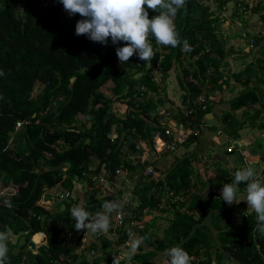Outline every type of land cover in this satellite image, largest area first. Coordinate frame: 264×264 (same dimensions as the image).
<instances>
[{
    "label": "trees",
    "instance_id": "1",
    "mask_svg": "<svg viewBox=\"0 0 264 264\" xmlns=\"http://www.w3.org/2000/svg\"><path fill=\"white\" fill-rule=\"evenodd\" d=\"M203 2L187 0L186 7L178 10L174 18L176 31L182 42L188 41L191 52L185 53L180 47L157 46L153 39L156 56L151 63L134 55L121 64L115 49L124 43L114 45L109 39L102 45L86 35L77 36L75 24L81 17L69 16L59 0H0V70L4 72L0 76V184L16 190L12 196H0V232L11 229L13 237L24 238L20 246L8 241L9 264H109L112 261L107 237H97V242L90 241L84 250L76 252L86 231L73 228L75 221L70 208L83 203L94 215L109 199L97 197L102 187L92 181L93 177H100L107 189L113 190L110 196L120 199L121 182L115 180L116 171L126 173V179L131 177L128 173L138 174L131 190L137 197V206L133 208L136 216H140L144 207L155 210L160 193L191 192L193 169L189 156L173 160L176 163L169 166L164 177L154 181L139 173L142 166L138 156L142 154L137 150L143 147L151 152L153 165L146 160L143 165L151 164L153 168L156 157L168 155L155 153L152 147L153 136L157 132L162 136L168 123L160 124L155 118L161 100L154 102L147 98L148 93L156 95L159 91L154 72L160 80H165L167 72L175 69L180 105L185 112L177 110L172 117L182 128L191 129L176 149L197 142L192 129H198L210 111L208 93L227 85L228 74L222 75L220 69L228 65L224 59L232 50L226 46V36L218 34V14L213 15ZM227 2L219 1L218 9ZM235 4L243 9L241 13L248 12L246 16L257 15L264 30V1L254 5ZM148 12L149 18L158 14L150 9ZM262 42L264 32H258L247 43L249 48L257 47L256 65L261 69L264 68ZM251 66L246 65L243 71L230 77L248 85L253 79ZM261 74L262 78H255L256 83L251 87L229 99L228 110L219 118L220 131L227 137L239 138V131L245 128L263 131L260 110L235 113L260 103L263 91L256 84L264 83V73ZM106 84H110L108 92L114 100L124 103L122 116H118V110L111 108L110 99L101 93ZM201 95L202 100L197 102ZM78 115L84 118L80 127L75 126ZM24 120L27 124L15 129V123ZM234 151L232 148L226 154ZM93 159L95 164L90 167ZM234 173L216 164L209 181L211 190L204 196L197 191L191 194L185 211H178L183 204L173 207L161 238L149 230L152 223L137 231L138 237H146L142 245L149 250L142 252L139 247L131 259L137 264H150L157 254L180 246L192 257V264H224V260L227 264H264V236L255 230V213L248 211L231 225L229 209L219 198L223 184L231 183ZM142 180L147 181L141 183ZM197 182L202 180L197 178ZM79 183L88 188L80 193L82 200L76 196L58 201L52 211L38 205L49 189L59 186L61 191L71 192ZM245 187L239 185L238 193ZM5 199L11 201L12 208L3 204ZM203 211L207 212L206 222ZM165 212L168 211H161ZM196 213L198 217L194 218ZM37 233L43 234V239L30 251L27 242ZM130 233L131 228H125L114 243L127 242ZM97 247L100 255H91L87 261L84 253Z\"/></svg>",
    "mask_w": 264,
    "mask_h": 264
},
{
    "label": "rangeland",
    "instance_id": "2",
    "mask_svg": "<svg viewBox=\"0 0 264 264\" xmlns=\"http://www.w3.org/2000/svg\"><path fill=\"white\" fill-rule=\"evenodd\" d=\"M219 1L221 0H204L203 5L208 7V10L214 15V14H218L220 23L218 24V34L221 33V35L226 36V46L230 47L232 50V54L233 52L238 55L237 57L231 56L229 55L227 60L229 62L228 64V72L230 71V63H235L237 64L238 67H241L242 69L240 71L234 72V74L243 71V69L245 68L246 65L249 64V60L252 59V57L255 56L256 52H258L257 47H251L249 48L247 43L248 41L252 38V36L256 35L258 32L259 33H263L264 30L262 29L258 19H257V15H253V16H246L248 14V12L246 11V13H241L243 12V9H241L239 6H236L235 2H242V3H246L248 5H254L257 1L259 0H226L228 1L225 6H223L222 8L218 9V4ZM260 1H264V0H260ZM237 14V16H236ZM244 14V15H243ZM243 21H241V20ZM217 34V35H218ZM240 36V38L238 39V35ZM262 44L264 45V42H262ZM247 52V53H245ZM248 54L246 56H244L242 59V61H238L237 58L240 57V55L242 54ZM258 55V53H257ZM259 56V55H258ZM264 60V57H263ZM232 67V66H231ZM225 68V67H224ZM224 68L222 69V75H227L228 72H226L224 70ZM157 72V71H156ZM245 72H249L247 69L245 70ZM251 75L253 76V79L255 78H260L262 76L260 69L258 70L256 65L254 66V64H252L251 66ZM155 75V82L158 84V88L159 91L157 92L158 94L154 95L151 93H148L147 98L151 99L152 101L156 102L158 99L161 100V104L160 106H158V112L156 113L157 115L155 116V118L157 119V121L160 124H166L167 122H171L172 120H175L172 115L177 111H184V108L182 105H180V97L179 95H181V92L179 91L178 87H177V83H176V79H175V69L172 68L167 72L166 75V79L165 80H160V77L158 76L157 73L154 72ZM228 77L230 78V73H228ZM231 82V80L229 81ZM253 83H256L255 81H253ZM230 84V83H229ZM228 84V85H229ZM110 84H106L104 87H102L100 89L101 93L106 96V98L110 99L111 101V108L118 110L117 114L118 116H122L123 112L125 110V105L124 103H122L121 101H116L114 100V97H112V95L108 92V87ZM227 86V85H224ZM247 86V85H244ZM259 87V86H257ZM162 90V91H161ZM160 93V94H159ZM264 93V92H263ZM215 100V99H214ZM228 101L227 100H222V104L228 106ZM217 108V107H216ZM226 108V107H225ZM163 110V111H162ZM228 110V109H227ZM162 111V112H160ZM160 112V113H159ZM224 111H217V113H215V109H212L211 111V117H207V122L206 124H213L214 125V131L221 130V125L219 121H214L212 120L213 117H215L216 115L221 117L223 115ZM264 113V111L262 112V114ZM262 119L264 120V116H261ZM84 122V118L81 117V115H78L76 117L75 120V126L80 127V125ZM88 123H86L85 125H87ZM247 131L246 134H250V136L254 135L257 136L258 131L254 130V129H246ZM215 131V132H216ZM243 131V129L241 130ZM264 131V129H263ZM221 132V131H220ZM245 132H241L240 136L241 139L243 138V140L246 141L250 140L249 137L245 138L243 137V134ZM214 133V132H213ZM252 134V135H251ZM201 145V146H200ZM200 145H198V143L194 144H189L187 147H183L180 146L181 149H177V151L175 150V152L173 154L169 153L168 156H166L165 158L162 156H158L155 158V169H154V175L153 178H157L160 174H162L163 171L167 170L169 168V166L174 162L173 160L181 158L182 156H189V158H191L192 163H191V168L193 169V175H192V181L190 182L193 185V189L191 190V192H187V194L184 195V200L185 202L183 203L182 207L179 208V211H185V207L188 204V199L190 198V195L193 194L194 192H200V194H202L203 196L207 193V191L210 190V186H207V181L211 180V178L213 177V172L215 169V164L214 163V159L213 157L211 158V156H213L214 151L213 150H201V148L205 147L203 142L200 143ZM220 148H226L227 146H232V148H234V153L230 154L227 156V162L229 165L232 166V168L234 170H240L242 168H245L246 166H251L254 168L255 173H257L258 167L260 162L264 161V137H256L254 139V143L249 145V143L247 144H243V141L239 140L238 138L234 139L231 137L227 138V141H225L224 143L220 144ZM206 148V147H205ZM220 149V150H221ZM224 150V149H223ZM182 151H184L182 153ZM243 152H246L247 155L249 156L250 160H255L254 162H252V164L248 165L246 160L241 161V154H243ZM224 153H226V151H224ZM159 154V153H158ZM131 155V154H130ZM136 156L135 154L133 155V157ZM131 157V156H130ZM257 158H260V160L257 161ZM142 161L146 160L149 163H151L153 165V155L152 154H148L147 156L145 154L142 155L141 157ZM129 161L131 163H134L133 159L130 158ZM227 162H225L224 164H227ZM198 163V164H196ZM95 164V160L93 159L91 161L90 167H92ZM151 164H149L151 167H153ZM221 163H218V165ZM213 165V166H212ZM225 167V166H223ZM231 168V167H230ZM228 168V169H230ZM230 173H234V171H229ZM159 173V174H158ZM197 178H200L202 180V183L197 182ZM115 180L117 182H121L120 184V192L121 197L122 198H128L132 201V203H135L137 201V197L135 195L131 194V190L133 188L134 185V181L132 180V178L130 177L129 179H121V175H117L115 177ZM154 180V179H152ZM147 180H142L140 181L145 182ZM98 182V181H97ZM98 184L102 187V191L99 192V194L97 195L100 196L101 198L103 196L107 197V195L111 194L113 192V190H107V185L102 182H98ZM87 187L85 186L84 183H79V184H75L74 188H72L71 190V195H72V199L75 198L76 196H79L80 199L81 195L80 193H84L85 191H87ZM61 188L59 186H55L51 189H49L46 193L45 196H43L38 204L39 206H41L42 208H44L45 210L48 211H52L54 209H56V207L58 206V201L55 200L54 198L49 199V196H53V194L60 192ZM16 192L14 187H5L2 186L0 184V196L4 195V196H12L14 195ZM244 192L241 193H237V199H243L244 198ZM48 195V197H47ZM224 205L229 209V215L231 216L230 221H231V225L234 222H237L241 216L248 212L251 209H248V206L246 204L245 201L241 200L238 204H233L232 206L227 205L224 202ZM62 206H59V209H61ZM172 217V212H166V213H155V212H148L146 215H143L142 220L139 221V224L137 226L134 227H129L131 228V233L129 235V239L126 242V245L124 247L120 246V252L122 254L123 260L121 261L120 264H137L136 262H134L131 258L129 259V252H130V248H129V244L132 238L134 237H138V230H144L146 225H149L150 223H152V225L149 226V230L152 231L154 233V235L157 238H161L162 237V233L163 230L165 229L166 225H167V221L168 219H170ZM205 219H207V216L205 214ZM154 218V219H153ZM194 218H197V214L194 215ZM154 220V223H153ZM38 235L35 234L32 239V241L34 240H38L37 243H34L35 245L40 244V238ZM88 236H94V235H90L87 231L85 232L84 237L81 239L80 241V245L78 247V251L79 248H81L80 250H84L85 249V243L88 242L87 238ZM96 236V234H95ZM105 236H107V234H105ZM111 238V237H110ZM23 236H16V237H11L10 241L14 246H20L23 244ZM115 239H111V242H114ZM36 242V241H35ZM112 248H115L114 246ZM140 248H142V252L143 251H147L149 250L148 247L141 245ZM85 252V251H84ZM83 252V253H84ZM110 252V251H109ZM165 253V252H163ZM93 255V254H92ZM84 256L86 257L87 261H90L91 259V255H89L88 252L84 253ZM96 256V255H95ZM162 256V258L160 259V257ZM168 262V257H166L164 254H160L159 258H158V254L153 258V261L150 262V264H167Z\"/></svg>",
    "mask_w": 264,
    "mask_h": 264
},
{
    "label": "clouds",
    "instance_id": "3",
    "mask_svg": "<svg viewBox=\"0 0 264 264\" xmlns=\"http://www.w3.org/2000/svg\"><path fill=\"white\" fill-rule=\"evenodd\" d=\"M59 3L69 16L78 14L81 17L75 24L77 36L86 35L92 42L102 45H106L109 39L114 45L123 42L124 46L115 49L117 60L121 64L128 62L134 55L139 60L151 63L156 56L153 39L157 46L180 47L185 53L193 50L187 40L181 41L174 24L178 10L186 7L187 0H59ZM149 9L158 14L149 18ZM3 75L4 72L0 70V76ZM175 150L167 154L174 153ZM139 165L142 166L139 173L143 176V161ZM154 169L153 174L143 177L156 179L153 178ZM133 174L135 173L127 175H131L135 182L138 174H135L136 179H133ZM116 175H121L122 180L126 179V174L122 172ZM241 184L246 186L244 198L237 199ZM219 198L229 206L238 204L241 200L245 201L248 209L255 213V230L264 236V182L257 178L253 167L246 166L235 171L232 182L223 184ZM3 204L8 208L13 206L9 199H5ZM121 207L119 201H105L102 205L103 211L93 215L86 210L83 203L73 205L70 208V215L75 221L73 228L78 232L87 231L90 235L107 233L111 227L110 214L119 211ZM12 235L11 229L0 232V264H9L8 241ZM41 235L43 239V234ZM145 239L146 237L131 239L129 259ZM36 246L34 244V248ZM164 255L168 257L167 264H192V257L180 246L168 248ZM112 264H120L119 256L113 257Z\"/></svg>",
    "mask_w": 264,
    "mask_h": 264
},
{
    "label": "built area",
    "instance_id": "4",
    "mask_svg": "<svg viewBox=\"0 0 264 264\" xmlns=\"http://www.w3.org/2000/svg\"><path fill=\"white\" fill-rule=\"evenodd\" d=\"M252 42V41H250ZM251 44V43H250ZM202 100V96L197 98V102H200ZM27 124V121H20L15 123V129H17L20 126H23ZM190 132L187 129L181 128V126L178 124L177 129H171L169 126H165L162 130V136L161 132L155 133L153 136V149L155 153H162V152H173L176 147L180 143H182L188 136ZM232 148L228 147L226 148V151L229 152L231 151ZM138 153L145 154L146 156L150 154L151 152L149 150L142 148H138ZM140 159V164H142V159L141 156H138ZM242 161L246 160L247 164L250 165L252 162L250 159H247L245 156H242ZM260 169L257 170L256 176L258 179H260L262 182H264V173H262V170L264 168V161L260 162ZM103 173V172H102ZM117 174V171H116ZM119 174V173H118ZM126 173H124L125 175ZM153 174V168L150 166H145L142 169V175L143 176H149ZM133 179L137 178V175L133 174L132 175ZM93 182L98 181L99 183L102 182L103 180L99 178H92ZM97 182V183H98ZM104 183V182H103ZM105 184V183H104ZM99 185V184H98ZM115 185V184H114ZM103 190V189H102ZM108 190V189H107ZM109 199L107 201H119L122 204V207L119 211H114L113 213L110 214V219H111V227L110 231L107 233H103L104 237L108 238L110 242V258L114 256H119L120 258V263L122 261V254L119 251L120 246L124 247L126 242L121 244V245H116L114 242L117 239L118 235L120 234L121 231H123L125 228L129 227H134L139 224V221L142 220L143 215L147 214L148 212H153V210L149 211L146 207L141 209L140 211V216H136L137 214H134L133 208L137 206V203H132V201L128 198H116V197H111L110 194L107 195ZM48 197V195H47ZM105 197V196H103ZM54 198L57 201H63V200H68L69 198H72L71 192L68 191H60L53 196H49V199ZM185 202L184 200V195L182 193H177L174 194L173 192H164L159 195L156 203V209L154 210L155 212H161L163 210L165 211H171L173 207H177L179 204H183ZM103 211V208L101 207L100 212ZM107 234V236H105ZM111 237V238H110ZM111 239H115L114 242H111ZM115 248H112V247ZM92 255L93 252H90ZM112 264V261L109 263Z\"/></svg>",
    "mask_w": 264,
    "mask_h": 264
},
{
    "label": "crops",
    "instance_id": "5",
    "mask_svg": "<svg viewBox=\"0 0 264 264\" xmlns=\"http://www.w3.org/2000/svg\"><path fill=\"white\" fill-rule=\"evenodd\" d=\"M245 53H247V52H245ZM248 55V54H247ZM246 54L245 55H240V57H238L237 58V60L239 61H242V59L241 58H243L244 56H246V57H248ZM231 56H234V57H237L238 55L236 54V52L234 53L233 52V54H231ZM259 58V56L257 55V52H256V54H255V56L254 57H252V59H250L249 61V64H254V66L256 65V59H258ZM224 61L227 63V64H229V62H228V60L227 59H224ZM232 66V67H231ZM262 66H264V60L262 61ZM246 67V66H245ZM256 67H257V69L259 70V68L261 67L260 65H256ZM230 71L228 72V65L224 68V70L226 71V72H228V73H230V74H234V72H237V71H240L242 68L241 67H238L237 66V64H235V63H230ZM222 69L223 68H221L220 69V71H222ZM261 69V68H260ZM260 72L261 73H264V68L263 69H261L260 70ZM222 73V72H221ZM227 73V74H228ZM227 78V77H226ZM225 78V79H226ZM240 78V80H241V77H239ZM260 78H262V76L260 77ZM224 79V78H223ZM263 79H264V77H263ZM262 79V80H263ZM231 80V82H229ZM261 80V81H262ZM253 81H255L254 79H251L250 80V82L248 83V85L247 86H244L243 84H242V81H234V79L232 78V77H230L229 78V80H228V82H227V86H220V89L219 90H216V89H213L210 93H208V95H207V99H208V104L210 105V111H209V113L208 114H206L204 117H203V119H202V122L201 123H203V124H201L200 126H199V128L198 129H192V131L193 132H195L196 133V136L198 137V139H197V142H195L194 144H196V143H198V145H200V143L201 142H203V144H204V146L206 147H203V148H201V150L203 151V150H213L214 151V154H213V156H211V158L213 157V159H214V163L213 164H218V163H221V165L222 166H225V168L226 169H228V168H230V169H228V171H231L233 168H232V166L231 165H229L228 164V162H227V156L228 155H230V154H226V153H224V151H226V148H228V147H231L232 148V146H227L226 148H220L221 146H220V144H222V143H224L225 141H227V136L226 135H224V134H222V132H220V131H214V129L213 130H211L210 128H211V126H214L213 124H206V122H207V117H211V111H212V109H215V113H217V111H227V106L226 105H224V104H222V100H227V99H231V98H233V97H236L243 89H245V88H248V87H251L254 83H253ZM260 81V82H261ZM230 83V84H229ZM229 84V85H228ZM256 86H259L258 88H259V90H262L263 92H264V83L263 82H261V83H258L257 82V84H256ZM210 86H205V88L207 89V88H209ZM262 95H263V97L261 98V100H260V103L258 104V105H255V106H248V107H244V108H242V109H240V110H238V111H236L235 113L236 114H238V113H240L242 110H244V111H248L249 113H250V111L251 110H253V109H258V110H260L261 111V116L263 115L264 116V113L262 114V112L264 111V93H262ZM202 96V95H201ZM202 98H203V96H202ZM215 99V100H214ZM179 102H180V100H179ZM217 107V108H216ZM226 107V108H225ZM182 113H184V111H182ZM219 116H215V117H213V119L212 120H214V121H219ZM177 125H178V123H176V121L175 120H172L171 119V122H168L165 126H169V127H171V129H177ZM182 128V127H181ZM191 130V129H190ZM190 130H188L189 132H190ZM245 131H247L246 130V128L245 129H243V131H239V140L241 141H243V144H248L249 143V145H251V144H253L254 143V139L256 138V137H258V136H262V137H264V131H258V134H257V136H254V135H252V136H250V134H246V132ZM214 132V133H213ZM241 132H245L244 134H243V137H244V139L247 137H249V139L250 140H248V141H246V143H245V140H243V138L241 139V136H240V133ZM201 146V145H200ZM177 149L179 150V149H181L180 148V146L179 147H177ZM177 149H176V151H177ZM221 149V150H220ZM224 149V150H223ZM184 151H182V153H183ZM227 152V151H226ZM168 156V155H167ZM241 157L242 156H245L247 159H250L249 158V156L247 155V153L246 152H243V154H241L240 155ZM166 157V156H165ZM164 157V158H165ZM180 158H178V160H179ZM258 160H260V158H257V161ZM241 161H242V158H241ZM251 161H256V159L255 160H251ZM225 162H227V164H224ZM176 163V161L175 162H173L172 163V166L171 167H173V165ZM191 163H192V161H191ZM196 164H198V163H196ZM260 165V164H259ZM213 166V165H212ZM170 167V168H171ZM169 168V169H170ZM168 169V170H169ZM260 169V166L258 167V170ZM168 170H166V171H163L162 172V174H160L156 179H154V181H157V180H160V179H162L163 177H164V175H165V173L168 171ZM159 174V173H158ZM231 174H233V173H231ZM193 175V174H192ZM210 181V180H209ZM209 181H207V186H210V183H209ZM210 190H211V188H210ZM220 192H221V190H220ZM160 194H162V193H160ZM178 207V206H177ZM175 209V208H174ZM178 211H179V209H178ZM249 211H251V210H249ZM153 212H155L154 210H153ZM169 212V211H168ZM155 213H161V212H155ZM166 213V212H165ZM197 214V217H198V213H196ZM203 214H204V218H206L205 217V214H206V216H207V212L206 211H203ZM154 219V218H153ZM207 221V219H205V222ZM153 223H154V220H153ZM97 237H104V235H102V234H96V236H95V234H94V236H88V238H87V241L88 242H86L85 243V246H88L89 245V243H90V241H94V242H97V240H96V238ZM105 238V237H104ZM126 245V244H125ZM98 248V247H97ZM81 248H79V251L78 250H76V252L77 253H79V252H81L82 250H80ZM93 252V256H95V255H100V253H101V251H100V249L98 248V249H96V250H94V251H92ZM160 254L162 255V254H164V253H159L158 254V258H159V256H160ZM89 255H91L90 253H89ZM124 257V256H123ZM162 258V256L160 257V259ZM122 260H123V258H122ZM228 262L226 261V260H224V264H227Z\"/></svg>",
    "mask_w": 264,
    "mask_h": 264
},
{
    "label": "water",
    "instance_id": "6",
    "mask_svg": "<svg viewBox=\"0 0 264 264\" xmlns=\"http://www.w3.org/2000/svg\"><path fill=\"white\" fill-rule=\"evenodd\" d=\"M41 239H42V235H41V238H40L39 241H41ZM27 248H28L29 250H33V248H34V244H33L32 240H29V241L27 242Z\"/></svg>",
    "mask_w": 264,
    "mask_h": 264
},
{
    "label": "bare ground",
    "instance_id": "7",
    "mask_svg": "<svg viewBox=\"0 0 264 264\" xmlns=\"http://www.w3.org/2000/svg\"><path fill=\"white\" fill-rule=\"evenodd\" d=\"M38 235H41V234H39L38 233ZM39 238H41V236H38ZM33 238H31V240H32ZM36 241V242H35ZM32 242H34V243H37L38 242V240H34V241H32Z\"/></svg>",
    "mask_w": 264,
    "mask_h": 264
}]
</instances>
